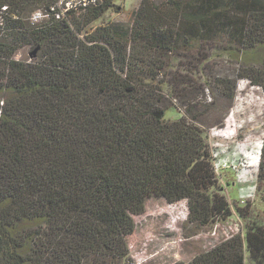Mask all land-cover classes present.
Listing matches in <instances>:
<instances>
[{
  "label": "trees",
  "instance_id": "trees-1",
  "mask_svg": "<svg viewBox=\"0 0 264 264\" xmlns=\"http://www.w3.org/2000/svg\"><path fill=\"white\" fill-rule=\"evenodd\" d=\"M114 1L0 0V264H131L149 199L185 201L199 228L233 215L170 68L222 41L264 93V0H141L129 24L92 27ZM216 81L231 107L236 86ZM175 101L186 115L166 120ZM247 256L264 264V226L176 264Z\"/></svg>",
  "mask_w": 264,
  "mask_h": 264
},
{
  "label": "rangeland",
  "instance_id": "rangeland-1",
  "mask_svg": "<svg viewBox=\"0 0 264 264\" xmlns=\"http://www.w3.org/2000/svg\"><path fill=\"white\" fill-rule=\"evenodd\" d=\"M141 0H115L92 27L107 23L131 22ZM225 42L195 47V58H175L171 70L182 78L180 86L190 92L192 111L204 117L201 127L212 156L216 189L226 198L233 215L226 221L197 227L187 221L185 201L167 204L149 199L144 213L135 218V230L128 239L131 264L187 263L233 236H244L248 228L264 226V170L260 169L264 147V93L250 82L239 79L243 62L228 51ZM202 53L203 59L198 57ZM23 48L17 59H28ZM227 78L235 85L231 103L218 94L217 79ZM191 86L192 88H188ZM165 119L174 121L186 115V104L174 102ZM219 122V123H218ZM218 168V170L216 169ZM239 208L242 212L235 211ZM246 264H256L246 257Z\"/></svg>",
  "mask_w": 264,
  "mask_h": 264
},
{
  "label": "built area",
  "instance_id": "built-area-1",
  "mask_svg": "<svg viewBox=\"0 0 264 264\" xmlns=\"http://www.w3.org/2000/svg\"><path fill=\"white\" fill-rule=\"evenodd\" d=\"M36 16L38 17V14H36L35 17H36ZM216 169L218 170V168H216Z\"/></svg>",
  "mask_w": 264,
  "mask_h": 264
}]
</instances>
